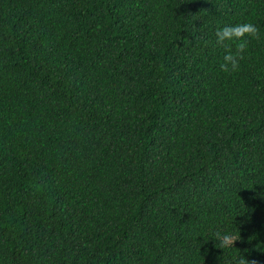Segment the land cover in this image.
<instances>
[{
  "label": "trees",
  "instance_id": "obj_1",
  "mask_svg": "<svg viewBox=\"0 0 264 264\" xmlns=\"http://www.w3.org/2000/svg\"><path fill=\"white\" fill-rule=\"evenodd\" d=\"M247 22L225 73L215 31ZM242 259L264 264V0H0V264Z\"/></svg>",
  "mask_w": 264,
  "mask_h": 264
},
{
  "label": "clouds",
  "instance_id": "obj_2",
  "mask_svg": "<svg viewBox=\"0 0 264 264\" xmlns=\"http://www.w3.org/2000/svg\"><path fill=\"white\" fill-rule=\"evenodd\" d=\"M259 36V29L250 22L235 26H218L215 31V44L224 52L222 71L225 73L239 71L240 62L244 59L249 40L259 39ZM213 240L218 242L222 249H226L234 247L237 238L233 234L217 231L213 234ZM240 264H245V259H242Z\"/></svg>",
  "mask_w": 264,
  "mask_h": 264
}]
</instances>
